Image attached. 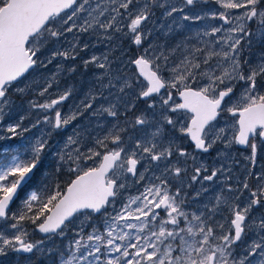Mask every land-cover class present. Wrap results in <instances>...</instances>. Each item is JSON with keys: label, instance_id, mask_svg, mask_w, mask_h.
Listing matches in <instances>:
<instances>
[{"label": "snow or ice", "instance_id": "1", "mask_svg": "<svg viewBox=\"0 0 264 264\" xmlns=\"http://www.w3.org/2000/svg\"><path fill=\"white\" fill-rule=\"evenodd\" d=\"M209 4L216 7L194 11ZM208 17L219 23L194 27ZM260 43L264 0H0V126L11 116L10 96L35 91L34 74L43 97L59 87L56 73L77 71L63 61L95 69L69 111L60 107L72 95L65 88L28 101L45 113L30 127L23 116L0 127V141L49 129L18 154L0 148V257L264 264V170L254 168L264 149V51L252 58ZM99 44L100 55L81 56ZM85 115L112 119L97 121L102 136L74 127L47 172L54 133ZM241 146L248 165L236 176ZM65 173L67 183L51 182ZM28 226L40 240L29 239Z\"/></svg>", "mask_w": 264, "mask_h": 264}, {"label": "rangeland", "instance_id": "2", "mask_svg": "<svg viewBox=\"0 0 264 264\" xmlns=\"http://www.w3.org/2000/svg\"><path fill=\"white\" fill-rule=\"evenodd\" d=\"M174 2L179 3V0H174ZM215 5L209 4L204 6L202 9L197 8L194 9V11H208L209 9L215 8ZM219 21L212 20L211 17H208L204 21H201L194 25L195 28L203 27L204 25H213L217 24ZM105 51V47L103 44H99L97 47H90L88 51L81 53V56L83 58H87L92 53H95L97 55H100L102 52ZM260 51H264V43L256 44L253 47L252 50V58L255 60L256 54ZM65 65L69 64H75L77 65V71L74 73H67V72H60L56 73L59 76V87L54 84L52 89L49 90V93L46 94L43 97H40L38 95L39 90L42 86H44V81L41 80V77L39 75H33L29 77L30 81H34V88L35 91L25 93L23 96L17 95L13 93L10 96L11 101L13 102V109L11 111V116L7 118L3 125L0 127L6 128L7 124L9 123H15L16 120H18L21 116L24 117L23 121L21 122L23 126L30 127L31 123L35 122L37 117H40L42 119L43 115L45 114L43 110L40 109H31L29 107L28 101L32 100L35 102L43 103L49 100V98H55V95L58 92H62L65 88H71L72 89V95L69 97V99L64 102L60 107L63 112H67L70 109L73 108L74 105H77L80 100L84 97L85 93L89 89L90 86L94 83L93 78V71H95L94 68L90 67L87 71H85L82 67L79 65L81 64V60L78 58L76 61H63ZM56 62H54L52 65L49 66V68L46 70V75L51 74L53 72H56ZM178 100V98H177ZM107 106V105H105ZM143 107V105H141ZM82 111V109H81ZM51 115L54 117V113H51ZM112 118H107L106 120L103 117H92L89 115H85L80 120L76 121L74 125H71L67 127L63 132H61L59 135L55 134L53 135V138L49 141L50 147L48 149L49 152H52L53 154L48 156V158L45 160V167L47 172H51L54 165L58 166L55 151L58 146H62L63 140L66 138V136L71 135L73 132V128H83L85 125H88L90 130H95L96 135L102 136L104 133L96 128V124L98 120H103L105 125L109 121H111ZM49 130L46 125L41 124L37 128L31 129L27 133H22V135L17 136L15 138H11L8 140L0 141V148H8L9 150L13 151V154H18L19 150L27 143L29 140H33L36 137H39L42 132H45ZM4 135H8L6 132L3 133ZM111 147V145H110ZM101 151H103L101 149ZM250 150L240 148L238 149V153L236 155V158L241 161V163L237 166H235L234 175L239 176L241 173H243L245 166L248 165V162L244 160V156L248 155ZM242 153L243 155H240ZM215 152L210 153L205 160V163L211 164L213 157H215ZM251 167V166H250ZM256 171L264 170V149H260L257 154V162L254 166ZM71 178L68 174L60 175L59 177L53 176V180L51 182L58 183V184H65L67 183ZM234 183V182H233ZM198 187V186H197ZM211 188L214 191H216L219 188V184H213L211 185ZM130 194L135 195L137 192V188L133 186H129ZM212 193H206L205 199L211 198ZM195 207V205H193ZM259 214V210H257V215ZM30 233L29 239L30 240H40L42 235L38 231H33L31 226H28L27 229ZM5 231H13L10 229H5ZM57 247L62 246L61 241L55 242ZM20 257L21 262L23 261L24 254H17V253H9L7 257H0V264H16L17 257ZM33 264H52L51 260L45 261L44 259H37L36 256H32Z\"/></svg>", "mask_w": 264, "mask_h": 264}, {"label": "bare ground", "instance_id": "3", "mask_svg": "<svg viewBox=\"0 0 264 264\" xmlns=\"http://www.w3.org/2000/svg\"><path fill=\"white\" fill-rule=\"evenodd\" d=\"M205 161H207V160H205Z\"/></svg>", "mask_w": 264, "mask_h": 264}, {"label": "water", "instance_id": "4", "mask_svg": "<svg viewBox=\"0 0 264 264\" xmlns=\"http://www.w3.org/2000/svg\"><path fill=\"white\" fill-rule=\"evenodd\" d=\"M242 147V146H241ZM243 148V147H242Z\"/></svg>", "mask_w": 264, "mask_h": 264}]
</instances>
